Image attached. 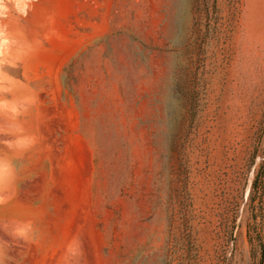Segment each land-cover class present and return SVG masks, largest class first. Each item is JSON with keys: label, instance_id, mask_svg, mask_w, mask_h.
<instances>
[{"label": "rangeland", "instance_id": "rangeland-1", "mask_svg": "<svg viewBox=\"0 0 264 264\" xmlns=\"http://www.w3.org/2000/svg\"><path fill=\"white\" fill-rule=\"evenodd\" d=\"M0 264H264V0H0Z\"/></svg>", "mask_w": 264, "mask_h": 264}, {"label": "water", "instance_id": "water-1", "mask_svg": "<svg viewBox=\"0 0 264 264\" xmlns=\"http://www.w3.org/2000/svg\"><path fill=\"white\" fill-rule=\"evenodd\" d=\"M239 226V223L237 224V227Z\"/></svg>", "mask_w": 264, "mask_h": 264}]
</instances>
